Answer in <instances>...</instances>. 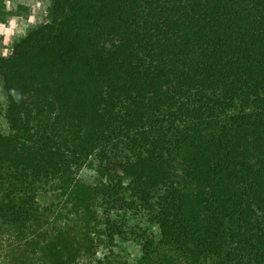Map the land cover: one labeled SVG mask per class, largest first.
Instances as JSON below:
<instances>
[{"label":"trees","instance_id":"1","mask_svg":"<svg viewBox=\"0 0 264 264\" xmlns=\"http://www.w3.org/2000/svg\"><path fill=\"white\" fill-rule=\"evenodd\" d=\"M50 1L0 56V264H264V0Z\"/></svg>","mask_w":264,"mask_h":264},{"label":"rangeland","instance_id":"2","mask_svg":"<svg viewBox=\"0 0 264 264\" xmlns=\"http://www.w3.org/2000/svg\"><path fill=\"white\" fill-rule=\"evenodd\" d=\"M50 7V0H0V56H10L18 40L41 24L49 23ZM3 103L4 96L0 89V106ZM7 132L8 126L0 118V135ZM55 204L62 208L59 201ZM124 249L131 260L135 261L140 257V249L134 243L126 244Z\"/></svg>","mask_w":264,"mask_h":264}]
</instances>
